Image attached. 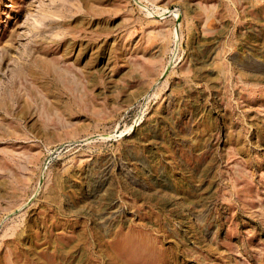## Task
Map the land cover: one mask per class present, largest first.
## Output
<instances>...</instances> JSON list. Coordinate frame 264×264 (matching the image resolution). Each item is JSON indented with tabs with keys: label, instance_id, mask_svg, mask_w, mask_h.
<instances>
[{
	"label": "rangeland",
	"instance_id": "obj_1",
	"mask_svg": "<svg viewBox=\"0 0 264 264\" xmlns=\"http://www.w3.org/2000/svg\"><path fill=\"white\" fill-rule=\"evenodd\" d=\"M0 264H264V0H0Z\"/></svg>",
	"mask_w": 264,
	"mask_h": 264
}]
</instances>
